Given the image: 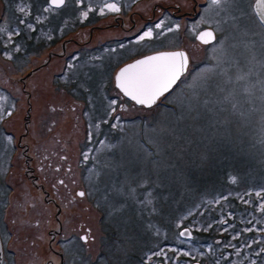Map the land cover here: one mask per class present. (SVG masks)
Returning <instances> with one entry per match:
<instances>
[{
	"label": "rangeland",
	"instance_id": "374dc122",
	"mask_svg": "<svg viewBox=\"0 0 264 264\" xmlns=\"http://www.w3.org/2000/svg\"><path fill=\"white\" fill-rule=\"evenodd\" d=\"M35 1L0 0V99L12 111L0 131L6 161H0V237L4 253L16 254L13 264L57 263L61 251L64 264H218L226 257L232 258L228 264H264V28L251 0H232L219 8L197 0L208 6L197 30L214 27L222 33L216 41L193 46L188 39L176 45L156 42L122 56L132 35L93 27L111 20L98 21L102 13H118L117 22L137 15L141 27L140 8H146L144 17H152L158 2L185 7L189 1L123 0L126 8L110 11L83 10L89 0H64L69 18L60 29L46 7L31 8ZM158 16L144 30L154 38ZM84 18L90 24L79 28ZM89 32L92 40L85 51H72L70 43L65 57L48 59L66 39L81 43ZM98 43L100 52L93 46ZM176 46L190 50L187 71L154 106L126 100L122 106L113 97L115 71L126 59ZM68 99L67 105L79 109L69 117L52 116L49 103ZM28 103L30 125L21 143L31 156L51 158L52 146L58 145L50 137L55 129L57 137L65 130L71 138L85 136L81 153H63L64 165H71L63 184L57 182L54 201L38 197L30 182L18 177L17 135L25 132ZM9 174L19 189L9 188ZM235 204L245 209L231 211ZM205 232L210 239H202Z\"/></svg>",
	"mask_w": 264,
	"mask_h": 264
},
{
	"label": "flooded vegetation",
	"instance_id": "af4514ba",
	"mask_svg": "<svg viewBox=\"0 0 264 264\" xmlns=\"http://www.w3.org/2000/svg\"><path fill=\"white\" fill-rule=\"evenodd\" d=\"M122 1L123 0H89L88 3H86L84 5L85 7H83L82 9L84 10L87 6L89 8H90V6H92L95 9L101 8V9L105 10L108 8L107 3H109V4L114 3L121 10V9L126 8V7H124ZM188 1H189V4H191V6H189V4H188L185 7H182L180 4H174L172 2H170L167 5H163L162 2H158L157 5H154L152 7L153 8V12L151 15L152 17H144L143 14H146V8H140L141 14L138 15L140 17V19L138 21H140L139 24L141 27L137 26V23L134 19L137 15H135L134 17L130 16L127 21L117 22L118 16H116V15H118V13L114 14L112 12L102 13L105 15L101 16V18L98 20V21H100L106 17H110L111 20L109 22H105V23H107V24H105L106 26L105 25L100 26V24H99V25H94L93 27H95L101 31L113 29L114 31H119L122 34L132 35V39H131L132 42L128 43L126 48H124L122 46L123 49L120 50L121 56L124 54V52H127L132 47H136L137 49L143 47V49H145L147 46L154 45V44L157 45L156 42H158V44L162 45L163 43H159V42L173 41L174 42L173 45H176V43H181L183 41V39H188V41L190 42V45L193 46V45H195V43H199L196 40V34L199 31L204 30V29L212 30L214 32V36H215L214 41H216L217 38L219 37V34H222V33L220 31L218 33V30L215 29L214 27L202 25V26H200V29L197 30V27H199L198 26V19L201 17V15H202V17L207 15L206 11L203 12V10L208 8V6L205 4L209 3L210 0H205L206 3H203V2L198 3L197 0H188ZM229 1L231 2L232 0H229ZM254 1L255 0H251L252 12H253ZM44 7H46L47 10H49L52 14L55 15V19L59 24V29L62 25V22L66 19V17H67V19L69 18V13H68L69 11H68V7L65 4V2H63V4H61V6L57 9H54L53 6L50 5L49 0H36L35 4L31 5V8L34 10L39 9V8L42 9ZM183 8H185V9L183 10ZM156 12L159 13V16L157 17V23L161 25L159 27V36L162 35V37L160 38L158 36L157 38H154L153 36H151V37L145 36L143 39H141V37L144 35V30H146V28H147V27H145L146 24L151 22V19L155 17ZM253 15H254V12H253ZM212 16L216 17L217 12H215ZM255 19H256V17H255ZM86 20L87 19L84 18V20L82 21V24H80L78 27L79 28H85V26L87 24H90V23H86ZM127 22L130 23L129 26H127ZM177 25L179 27H177ZM169 29H171V30L169 31ZM137 30L139 32H141L140 36H137L136 35L137 33L134 34ZM147 30H148V28H147ZM80 33L81 32H79V31L75 32V34H80ZM193 33H194V36H193V38H191ZM82 35L80 34L79 36H82ZM152 35H153V32H152ZM84 37H85V35H84ZM79 39H80L81 43H79V41H77L76 39L70 38V39H66L64 41V38H62L61 40L64 42H63L61 48L58 49V47H55V48L51 49L49 52L48 59L51 60L53 57H56V58L65 57V55L67 53L66 46L70 45V43H73V45H74L73 48L71 49L72 51L73 50H74V52L85 51L86 48L90 47V43L92 40V34H91V32H89V34H87L85 39L84 38L83 39L79 38ZM56 43H57V41L50 42V44H51L50 47L55 46ZM126 43H127V41H126ZM81 45L85 46V49H82ZM75 46L77 47L76 50L74 48ZM93 46H95V48H96L95 50L97 52H100V50H101L100 43H98L97 45H93ZM176 49H180V48L177 46L172 47V48H160L157 50H153L151 52H147L143 55H138L134 59L148 55V54H151V53H154V52L176 50ZM60 50L62 51V53H60ZM182 50H185L187 52L189 60H191L190 50H187V49H182ZM106 53L109 54L108 52H106ZM127 55L128 54H125V56H127ZM109 60H111V58H109ZM127 61L128 60L126 59L122 64L124 65ZM43 65H45V64H42V65L36 67L34 69V72L39 70L40 68H42ZM102 69H104V68H102ZM111 87H110V89H111ZM113 87L115 89V93H114L115 96H113V97H118V99L123 103L122 106H125L126 104L122 100H126V99L121 96V94L118 92V90L115 88V86H113ZM70 99H72V98L70 97ZM126 101H128V100H126ZM57 102L60 104L54 105L52 103H49V107L51 109L52 116H55L57 118L69 117L68 115L72 110L79 109L78 108L79 106L76 104L67 105L66 103L70 102L69 99L67 101H57ZM78 102H80V101H75V103H77V104H78ZM122 106H121V109L123 108ZM28 107H30L29 110H27ZM30 112H31V105L28 103L26 105V107L24 108V115H23L24 118L22 119L25 132H23L21 134L19 133L17 135L18 136V143H17L16 147L18 150H21V156H18V158L21 160L23 159L22 161L17 160V164H18L19 171H20L18 174V177L20 179L23 178V179H26L27 181H29L31 186H33L36 189V191L38 193L37 194L38 197L40 194H43V196L47 197L48 202L51 200L54 201L55 200L54 198L58 196L57 191L55 189V187H57V182L59 185L63 184L65 171L68 172V170L70 168L69 165H71L68 162H67L68 166L64 165V162H65V160H67V157H65V155L63 153L67 154L69 149H72L75 151L77 149V151L79 153H81L83 151L82 147H83V144L85 142V136H79L77 139H75L73 137L71 138V137H69V135L66 134L68 131L65 130L64 136L57 137L56 136L57 131L55 129L54 131L51 132L50 137H51L52 141H54L55 144H58V145L52 146L54 149L56 148L57 150H54V149L51 150V151H53V155L51 156V158L47 154L44 157H38L36 155H34V157H33L28 153L29 146L21 143V139L24 136H26V134L28 133L27 128L30 125ZM11 115H12V111L8 110L6 105L3 104V101L0 99V131H1V126L4 128L6 127L5 125L9 122ZM68 120H69V118H68ZM53 136L56 138H53ZM2 143L3 142H0V161L6 162L2 156V155H4V154H2V146H3ZM54 158L57 159V162H54L52 160ZM21 166H22L23 171H21ZM3 174H4V169L1 167L0 168V187L4 183ZM9 175H10L9 188L17 187L19 189L20 185L18 184V182L16 181L17 183H15V185H13L15 181L14 182L11 181V179L15 180V177H14L15 175H12V174H9ZM45 185L49 186V190L45 189ZM18 189H16V190L19 191ZM38 191H41V192H38ZM79 193H81V191H79ZM10 194H12V191L8 194V196ZM24 196H25V194H24ZM56 220L58 222V218ZM58 226H59V229H62L61 223H59ZM49 235L53 236L55 234H52L49 232ZM81 239H83V236L81 237ZM0 240H1V237H0ZM1 244H2V240H1ZM64 247H65V245H64ZM50 249L52 250L51 247H50ZM2 252H3V255H2L1 264H13L14 263L13 255H16V254L12 253L8 249L5 250V253H4L3 246H2ZM18 255H20V258L23 259V255H25V253L20 252V253H18ZM57 256L59 258L57 263H55L49 259L44 264H64V261H63L64 257H63L62 251L59 254H57Z\"/></svg>",
	"mask_w": 264,
	"mask_h": 264
},
{
	"label": "snow or ice",
	"instance_id": "6c2138e0",
	"mask_svg": "<svg viewBox=\"0 0 264 264\" xmlns=\"http://www.w3.org/2000/svg\"><path fill=\"white\" fill-rule=\"evenodd\" d=\"M63 2L64 0H52L56 6H60ZM210 3L219 8L228 4L229 0H210ZM107 7L110 11H119L114 3L108 4ZM260 25L264 27V19H261ZM160 26V24L156 25L157 28ZM145 36L151 37L152 31H146L141 39ZM198 38L204 44L214 39L211 31L201 33ZM187 66L188 57L184 52H167L149 56L122 69L117 76V87L136 104L152 107L180 80ZM238 79L243 80L245 76H240ZM261 100L264 101V97H261ZM78 195L83 196L84 193L81 192Z\"/></svg>",
	"mask_w": 264,
	"mask_h": 264
},
{
	"label": "water",
	"instance_id": "95a60500",
	"mask_svg": "<svg viewBox=\"0 0 264 264\" xmlns=\"http://www.w3.org/2000/svg\"><path fill=\"white\" fill-rule=\"evenodd\" d=\"M49 3H50V5L53 6L54 8H58V7H59V6L54 5V4L52 3V0H49ZM60 6H61V5H60ZM253 12H254V15H255L257 21H258L259 24H260L261 19H264V0H255V1H254V3H253ZM263 28H264V27H263ZM205 31H211V32L213 33V37H214V39H215L214 32H213L212 30H210V29H204V30H201V31H199V32L196 34V40H197L199 43H201V44H204V43H202L201 40H200L198 37H199V35H200L201 33L205 32ZM214 39H213L211 42H213ZM211 42H210V43H211ZM167 52H184V53L186 54V56L188 57L187 52H186L185 50H182V49L167 50V51H159V52H154V53H151V54H148V55H145V56H142V57L136 58V59L132 60L131 62L126 63V64H124L123 66H121V67L115 72V75H114V86H115V88L118 90V92L121 94V96H122L123 98H125L126 100L133 102L136 106L143 107V108H149V107H146V106H143V105H138V104H136L135 101H133L130 97L125 96V95L123 94V92H121V90L117 87V76H118V74L121 72L122 69L128 67L129 65L135 64L136 62H138V61H140V60H143V59H146V58L149 57V56H155V55H158V54H160V53H167ZM188 65H189V57H188ZM187 68H188V66H187ZM186 71H187V69H186ZM186 71L184 72V74L186 73ZM184 74H183V75H184ZM183 75H182V76H183ZM182 76H181V77H182ZM177 82H178V81H177ZM175 85H176V84H175ZM175 85H173V87H174ZM173 87H172V88H173ZM154 105H155V104H154ZM154 105H153V106H154ZM2 255H3V252H2V244H1V240H0V264H1V262H2Z\"/></svg>",
	"mask_w": 264,
	"mask_h": 264
},
{
	"label": "trees",
	"instance_id": "16d2710c",
	"mask_svg": "<svg viewBox=\"0 0 264 264\" xmlns=\"http://www.w3.org/2000/svg\"><path fill=\"white\" fill-rule=\"evenodd\" d=\"M256 20H257V19H256ZM230 209H231V211H239V210H242V209H245V208H244L243 205H240V204H239V206H238V205L235 204V205H234L233 207H231ZM221 210L224 211V207H223ZM245 212H247V210H245ZM203 215H204V214H203ZM203 215H202V216H203ZM211 217H212V216H211ZM213 217H214V215H213ZM228 220H229L230 222L233 223V218H229ZM236 227H237V228H240V224H237ZM201 236H202V239H203V240H208V239H210V237H211V235H210L209 233H207V232H205V233H201ZM182 246H183V242L181 241L180 244L178 245V247H179L178 249H181ZM218 252H220V253H219V257H222V256H220V255H222L223 253L221 252L220 249H219ZM184 258H188V257H184ZM228 259H232V258H231V257H229V258L226 257V258H223L221 261H217V263H218V264H228V262H227ZM179 260L182 261V260H183V257H180Z\"/></svg>",
	"mask_w": 264,
	"mask_h": 264
}]
</instances>
